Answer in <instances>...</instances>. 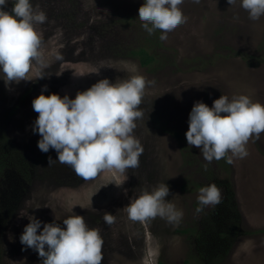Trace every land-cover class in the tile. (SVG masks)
I'll return each instance as SVG.
<instances>
[{"label": "rangeland", "instance_id": "374dc122", "mask_svg": "<svg viewBox=\"0 0 264 264\" xmlns=\"http://www.w3.org/2000/svg\"><path fill=\"white\" fill-rule=\"evenodd\" d=\"M15 2L8 0L4 10L10 12ZM144 2L30 0L47 16L36 26L47 67L41 69L43 78H36L34 67L29 73L33 80L9 85L0 72V123L8 137L1 147L7 155L0 195L4 204L11 197L16 201L12 214L0 221V264H43L38 252L20 242L28 216L42 222L39 234L45 223L66 228L63 220L70 215L101 230L102 264H264V133L258 140L253 136L246 146L249 155L232 164L225 159L208 163L185 135L197 101L212 107L221 95H246L264 104V16L251 20L241 0L232 6L227 0H183L179 7L187 22L161 41L162 32L149 35L138 18ZM141 47L152 56L146 65L131 53ZM136 75L154 81L145 89L143 117L133 132L143 148L139 167L126 175L106 171L84 181L68 165L57 161L48 166V158L57 160L58 154L41 152V137L33 131L38 113L32 101L44 86L45 96L75 99L101 79L120 83ZM24 158L32 172L21 191L17 163ZM160 183L170 190L165 200L183 212L180 222L159 216L129 219L131 200ZM213 183L221 190V203L197 213L199 189ZM229 184L238 207L234 215L217 213L222 216L218 227L225 230L234 223L240 232L229 251L217 252L214 233L203 239L195 233L210 228V213L222 210ZM22 211L28 215L21 217ZM106 212L115 216L114 223L105 222Z\"/></svg>", "mask_w": 264, "mask_h": 264}, {"label": "clouds", "instance_id": "9594fccd", "mask_svg": "<svg viewBox=\"0 0 264 264\" xmlns=\"http://www.w3.org/2000/svg\"><path fill=\"white\" fill-rule=\"evenodd\" d=\"M227 2L231 6L236 4V0ZM7 3L8 0H0V72L5 84L33 80L29 73L34 67L36 78H43L41 69L47 65L43 61L42 34L36 26L45 23L47 16L38 6L34 9L30 0H16L10 12L4 10ZM182 3L183 0H145L138 10L142 27L149 35L160 30L159 39L166 40L168 33L187 22L179 7ZM241 7L253 21L264 16V0H241ZM153 83L138 75L120 83L105 78L78 92L75 99L67 95L61 98L55 93L45 96L44 86L32 101L33 110L38 113L33 131L41 137V152L54 149L58 154L57 160L48 158V166L57 161L68 165L84 181L94 180L106 171L126 175L128 169L138 168L143 148L133 132L137 127L135 121L143 117L140 106L145 89ZM261 133L264 104L253 102L246 95L231 99L221 95L212 107L201 101L194 103L185 135L187 144L200 149L208 163L225 159L232 164L234 158L249 155V140L253 136L258 140ZM169 191L165 183L151 192L143 191L126 207L129 219L144 222L159 216L178 224L183 212L165 200ZM221 199V190L215 183L201 187L196 212L220 204ZM19 215L28 213L22 211ZM28 219L20 242L38 252L43 264H102L101 230L90 228L84 217L68 216L63 220L66 228L45 223L39 234L42 222L34 216ZM104 220L110 225L115 216L106 212Z\"/></svg>", "mask_w": 264, "mask_h": 264}, {"label": "trees", "instance_id": "16d2710c", "mask_svg": "<svg viewBox=\"0 0 264 264\" xmlns=\"http://www.w3.org/2000/svg\"><path fill=\"white\" fill-rule=\"evenodd\" d=\"M131 53H133L134 55H137V57L139 58V61L141 63V65H146L148 64L151 59L152 56L148 53V51L144 48H139L136 50H131ZM177 138H180V134L178 133H174ZM8 142V137L5 133V128L2 125V123H0V169L1 167L3 168L4 166V161L6 160L5 156L7 155V149H5L4 151L1 149V147L7 145ZM15 151V150H14ZM2 157V159H1ZM16 160L18 159H14V163L16 162ZM9 165L10 160H9ZM18 172L21 175V187L20 190L22 191V189H25V185H28L30 182V177H31V172H32V165L30 164V162L27 161V159L24 158V160L19 161L18 163ZM226 187H228L227 189V193L225 195V202L224 204L221 206L222 210H213L210 214L213 217V220L211 219L210 223L211 225L209 226L210 228H206V229H202L201 231L198 230V232H196V236L199 237V239H203L206 238L204 235H209V234H213L214 237V242L213 245L218 249L217 252H219V248H221L224 252L225 251H229V246L231 244V239L235 238L237 235H239V232L236 228H235V224L232 223V227L229 228L227 225V228L225 230H220V228L218 227V225H221L222 221H221V214H220V218L219 216L217 217V213L222 212L223 214L226 213H232L233 215L235 214L234 210L236 211L237 209V200H236V195H235V191L233 190V188L229 185H226ZM13 197L9 198L8 200H4L6 201L5 204L3 203L2 197L0 195V221L4 219V217H9L12 212L13 209L15 208L16 205L15 202H12ZM239 210V209H238ZM216 228V230H215ZM218 228V229H217ZM189 230V227L182 229L183 232ZM214 230V231H213ZM208 250H206V254H207ZM214 256H218V255H214Z\"/></svg>", "mask_w": 264, "mask_h": 264}]
</instances>
